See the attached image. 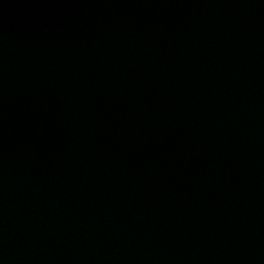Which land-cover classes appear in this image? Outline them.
Masks as SVG:
<instances>
[{"label":"water","instance_id":"95a60500","mask_svg":"<svg viewBox=\"0 0 264 264\" xmlns=\"http://www.w3.org/2000/svg\"><path fill=\"white\" fill-rule=\"evenodd\" d=\"M0 264H264V0H0Z\"/></svg>","mask_w":264,"mask_h":264}]
</instances>
